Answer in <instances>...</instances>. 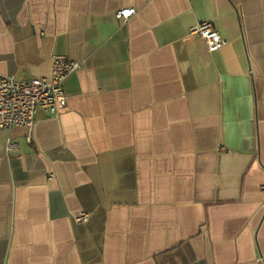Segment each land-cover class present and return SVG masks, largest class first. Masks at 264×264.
Listing matches in <instances>:
<instances>
[{
  "label": "crops",
  "instance_id": "0c3cea01",
  "mask_svg": "<svg viewBox=\"0 0 264 264\" xmlns=\"http://www.w3.org/2000/svg\"><path fill=\"white\" fill-rule=\"evenodd\" d=\"M53 54L80 62L64 106L0 129V264L264 257V0H0V77Z\"/></svg>",
  "mask_w": 264,
  "mask_h": 264
},
{
  "label": "built area",
  "instance_id": "2783aa9c",
  "mask_svg": "<svg viewBox=\"0 0 264 264\" xmlns=\"http://www.w3.org/2000/svg\"><path fill=\"white\" fill-rule=\"evenodd\" d=\"M134 13V8L124 7L115 11L114 17L126 21ZM189 34L201 38L208 51H214L225 43V39L219 35L210 21H201L192 25ZM50 62L51 68L47 77L30 79L0 77V129L8 133L17 126L30 130L38 109L48 116H54L64 106L65 94L62 82L67 75L79 69L80 62L61 54H53ZM26 141L31 142L30 135L26 136ZM16 150L17 143L8 136L4 142L5 154ZM88 216L87 213L81 212L74 220L84 223L88 220ZM257 264H264V257H259Z\"/></svg>",
  "mask_w": 264,
  "mask_h": 264
}]
</instances>
